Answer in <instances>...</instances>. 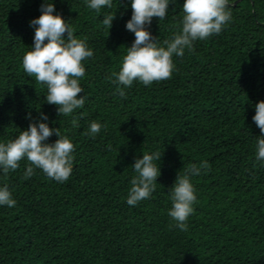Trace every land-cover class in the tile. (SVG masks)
Segmentation results:
<instances>
[{
  "label": "trees",
  "instance_id": "trees-1",
  "mask_svg": "<svg viewBox=\"0 0 264 264\" xmlns=\"http://www.w3.org/2000/svg\"><path fill=\"white\" fill-rule=\"evenodd\" d=\"M40 3L0 0V141L27 127L26 114L43 112L71 140L73 165L62 183L36 168L23 178V159L0 175L16 201L0 206V264H264V167L254 157L260 131L251 120L264 100V0H234L230 22L173 56L169 78L134 81L123 98L110 77L134 39L124 27L128 0L100 12L83 0H53L93 50L82 61L77 96L86 98L75 124L43 102L46 89L21 67ZM182 3L151 19L152 37L163 41L177 29ZM108 11L109 29L101 23ZM93 120L102 127L89 136ZM151 150L162 152L156 188L129 206L130 165ZM201 160L209 167L191 178L196 199L181 231L167 215L168 189L178 170Z\"/></svg>",
  "mask_w": 264,
  "mask_h": 264
},
{
  "label": "clouds",
  "instance_id": "clouds-1",
  "mask_svg": "<svg viewBox=\"0 0 264 264\" xmlns=\"http://www.w3.org/2000/svg\"><path fill=\"white\" fill-rule=\"evenodd\" d=\"M170 2L175 3V0H128L131 15L124 27L134 39L129 46H124L119 69L110 77L120 97L125 96L124 89L134 81L148 86L153 81L169 78L175 68L173 56L180 57L186 49L191 50L194 41L218 34L231 20L228 5L234 0L231 3L230 0H183L177 29L168 38L158 41L145 26L153 17L164 20ZM112 3L113 0H83L84 6L95 12L102 8L111 9ZM38 11L40 14L29 20V27L33 28L32 44L21 57V67L27 77L34 78L46 89L43 102L55 105L58 116L69 117L84 105L85 94L77 96L83 90L79 79L85 72L82 61L91 58L93 50L85 38L74 35L69 20L55 11L53 0H41ZM113 19L114 12L108 11L102 15L101 23L109 29ZM26 119L29 123L25 129H19L12 138L0 141V175L16 170L18 162L23 159L27 162L23 178L31 177L36 168L47 178L64 182L73 165L71 140L59 128H50L43 112H38L36 117L26 114ZM251 120L260 131V135L255 136L254 157L264 167V100L255 103ZM72 123L75 124L74 115ZM101 127L99 122L90 121L87 135L94 136ZM53 134L57 138L51 143L45 142ZM106 147L110 148V145ZM161 153L144 151L134 158L130 165L133 175L126 193L127 205L135 206L155 190ZM208 167L206 160L187 165L182 172L177 171L168 189L170 207L167 215L181 231L186 230L185 221L193 211L196 199L191 178L207 171ZM15 203L8 186L0 184V206L12 208Z\"/></svg>",
  "mask_w": 264,
  "mask_h": 264
}]
</instances>
